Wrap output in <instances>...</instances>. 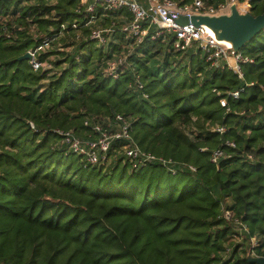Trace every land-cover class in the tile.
<instances>
[{
    "label": "trees",
    "instance_id": "1",
    "mask_svg": "<svg viewBox=\"0 0 264 264\" xmlns=\"http://www.w3.org/2000/svg\"><path fill=\"white\" fill-rule=\"evenodd\" d=\"M79 3L0 0V264H253L248 239L233 242L224 208L248 226L255 253L264 257V30L240 49L253 61L239 65V78L227 68L204 71L198 47L168 51L170 40L150 37L154 28L138 44L116 33L107 53L92 40H75L78 31L89 32ZM250 3L253 15L264 14V0ZM120 13L127 14H110ZM61 23L64 37L57 34ZM43 43L62 48L53 50L50 68L35 71L29 60H17ZM122 50L142 92L127 90L129 70L114 79L94 67ZM50 53L40 51L38 61ZM181 54L188 63L177 59ZM214 87L243 90L222 106ZM241 109L244 115L233 113ZM116 113L133 117L141 149L195 172L171 174L158 162L133 170L123 157L92 165L54 147V129L85 137V119ZM215 123L227 131H212ZM184 125L194 128L192 137ZM228 139L235 148L225 145ZM202 146L231 156L217 167ZM246 151L256 162L246 160Z\"/></svg>",
    "mask_w": 264,
    "mask_h": 264
},
{
    "label": "built area",
    "instance_id": "2",
    "mask_svg": "<svg viewBox=\"0 0 264 264\" xmlns=\"http://www.w3.org/2000/svg\"><path fill=\"white\" fill-rule=\"evenodd\" d=\"M235 5L240 13H251L250 0H191L189 2L181 3L179 0H80L77 11L83 10L89 17L83 23V26L89 29L87 34L78 31L75 34V40H92L97 47H101L104 53H107V47L116 33L123 34L125 40H133L134 44L140 43L145 36L150 34L152 39L158 38L162 42L169 41L168 51L174 50L176 52H185L187 49L195 45L201 50L202 59L207 69L227 68L237 73L239 78L243 75L240 71V64L252 62L253 59L248 56H243L239 52L234 53L231 45L227 46L214 38L207 32L206 26L200 25L198 27L187 24L177 25L174 20L180 16L191 15H209L219 16L222 14H229L231 6ZM123 10L127 12L117 15L110 13ZM109 17L110 22L103 24L104 18ZM73 29L79 27L78 22L74 21L71 24ZM65 23L60 24L58 31L59 37H64ZM48 40V39H47ZM108 41V42H107ZM119 43L118 41L115 42ZM49 43L30 50L31 59L29 60L33 70L48 69L45 68L46 62H39L37 55L40 51L49 49ZM131 43L128 44V50ZM62 50V48L60 47ZM100 69L103 74L109 75L117 79L126 70L132 73L131 79L126 83L127 90L131 92H142L143 83L141 82L139 74L127 61V54L118 56L112 53V56L105 62H99ZM261 90L264 87L260 85ZM243 88L237 90L221 91L218 88H212V92L220 96V104L227 106V96L237 99ZM143 97L147 94L142 93ZM227 111L230 109L227 107ZM237 115H244L245 109L233 110ZM132 121L133 117L116 113L113 116L91 117L85 119L83 124L90 126L89 132L85 137L78 136L73 129L56 128L53 130L58 134V140L55 143V148H66V151L73 152L79 155L87 163L92 165L108 166L114 161H118L120 157L128 163L133 170L138 169L149 162H158L165 166L171 173H176L177 169L186 168L190 172H195V167L191 164H180L171 159H166L162 156H157L152 152L141 149L133 140L132 137ZM186 134L193 136L195 130L191 126H182ZM223 134L227 131L226 125L219 124L211 126L212 131H217ZM225 145L230 148H235L236 144L233 140H226ZM210 150V161L219 166V161L231 156L230 153H225V150L218 146L213 149L201 147V151ZM246 160L256 162V158L251 152L243 153ZM122 161V162H124ZM222 218L230 222L235 234L233 238L239 239L236 242H244L247 238L249 244L250 254L258 257L255 253L254 247L257 245L256 236L251 235L248 226L234 217L233 212L224 208L222 210ZM219 264V263H218Z\"/></svg>",
    "mask_w": 264,
    "mask_h": 264
},
{
    "label": "water",
    "instance_id": "3",
    "mask_svg": "<svg viewBox=\"0 0 264 264\" xmlns=\"http://www.w3.org/2000/svg\"><path fill=\"white\" fill-rule=\"evenodd\" d=\"M177 25L192 24L196 27H208L218 41H225L231 45L234 53H238L245 43L251 41L264 30V14L253 15L250 12L240 13L235 5L231 6L229 14L219 16L191 15L180 16L174 20ZM30 52H25L17 58L18 61L30 60ZM247 259L253 264H264V257L247 254Z\"/></svg>",
    "mask_w": 264,
    "mask_h": 264
},
{
    "label": "rangeland",
    "instance_id": "4",
    "mask_svg": "<svg viewBox=\"0 0 264 264\" xmlns=\"http://www.w3.org/2000/svg\"><path fill=\"white\" fill-rule=\"evenodd\" d=\"M29 33L33 36V37H35V38H40V33L38 32V31H36L35 29H31L30 31H29ZM108 42V41H107ZM95 45V44H94ZM227 45V44H226ZM228 46V45H227ZM96 47V46H95ZM195 48H196V46L195 45H193L192 46V48H191V50H193V52L195 51ZM53 50H60V48L59 47H53V46H50L49 47V49H45L44 50V52H51L50 53V55H49V57H47V59L45 60V62H46V64H45V68H50V61H52L53 60V58H54V54L52 53L53 52ZM72 50V47H68V48H66V49H64V52H67V51H71ZM41 52H43V51H41ZM188 52V51H187ZM122 53L123 54H127V52L125 51V50H122ZM184 55L185 54H181L180 56H178L177 57V59L179 60H182V61H184V62H186V63H188L187 61H188V56L187 55H185V57H184ZM154 59L155 60H157V61H161V59H162V55H159V56H156V57H154ZM196 63V61H195V58L194 59H192V62H191V64L190 65H193V64H195ZM100 65L101 64H99V65H95L94 64V67H97V69H100ZM189 65V66H190ZM204 71L206 70V65H204ZM203 71V72H204ZM259 109H260V107H259ZM220 123H215V124H212L211 126L213 127H215V126H217V125H219ZM226 128H228V126H226ZM216 132H219V129H217V131ZM202 147H207V146H202ZM210 149V148H209ZM155 154V153H154ZM228 200H226V202H227ZM227 203H229V202H227ZM239 239H236V238H233V242L234 243H240V242H236V241H238ZM243 247V246H242Z\"/></svg>",
    "mask_w": 264,
    "mask_h": 264
},
{
    "label": "bare ground",
    "instance_id": "5",
    "mask_svg": "<svg viewBox=\"0 0 264 264\" xmlns=\"http://www.w3.org/2000/svg\"><path fill=\"white\" fill-rule=\"evenodd\" d=\"M206 29H207V32L210 34V35H213V32L208 28V27H206ZM221 43H223V44H227L228 46H230V44L228 43V42H225V41H220Z\"/></svg>",
    "mask_w": 264,
    "mask_h": 264
}]
</instances>
